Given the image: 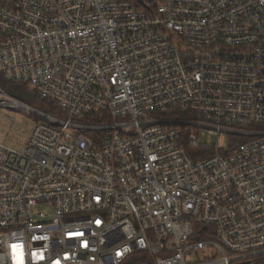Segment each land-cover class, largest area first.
<instances>
[{"label": "built area", "instance_id": "1", "mask_svg": "<svg viewBox=\"0 0 264 264\" xmlns=\"http://www.w3.org/2000/svg\"><path fill=\"white\" fill-rule=\"evenodd\" d=\"M0 77V264H264V0H0Z\"/></svg>", "mask_w": 264, "mask_h": 264}, {"label": "rangeland", "instance_id": "2", "mask_svg": "<svg viewBox=\"0 0 264 264\" xmlns=\"http://www.w3.org/2000/svg\"><path fill=\"white\" fill-rule=\"evenodd\" d=\"M15 94H18V96H14L21 101L23 100L27 104L33 105L29 97H27L28 100L25 98L22 99L19 97L18 92ZM34 123V115L26 109L0 107V142L18 150H22L27 142V138Z\"/></svg>", "mask_w": 264, "mask_h": 264}, {"label": "trees", "instance_id": "3", "mask_svg": "<svg viewBox=\"0 0 264 264\" xmlns=\"http://www.w3.org/2000/svg\"><path fill=\"white\" fill-rule=\"evenodd\" d=\"M0 86L3 87L4 89H6L9 93L13 94V95H17L15 94L16 92L19 93V97L22 99H27V97L30 98V101L34 106H36L37 108L48 112L50 114L53 115H61L62 112L59 111V109L55 106V104L47 99H43L41 97H39L38 95H35L29 91H27V89L25 88V86L23 85H16L13 82L7 81L5 80L3 77H0ZM23 92V93H22ZM22 94V95H21ZM25 95V96H24Z\"/></svg>", "mask_w": 264, "mask_h": 264}, {"label": "bare ground", "instance_id": "4", "mask_svg": "<svg viewBox=\"0 0 264 264\" xmlns=\"http://www.w3.org/2000/svg\"><path fill=\"white\" fill-rule=\"evenodd\" d=\"M12 103V105H15L17 107H22V108H25L27 106H25L24 104H21L20 102H17L16 100H13V101H10Z\"/></svg>", "mask_w": 264, "mask_h": 264}, {"label": "water", "instance_id": "5", "mask_svg": "<svg viewBox=\"0 0 264 264\" xmlns=\"http://www.w3.org/2000/svg\"><path fill=\"white\" fill-rule=\"evenodd\" d=\"M140 3H142V0H138Z\"/></svg>", "mask_w": 264, "mask_h": 264}]
</instances>
